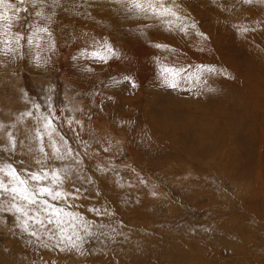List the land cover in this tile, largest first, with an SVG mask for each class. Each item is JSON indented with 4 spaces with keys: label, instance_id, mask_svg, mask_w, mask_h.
<instances>
[{
    "label": "rangeland",
    "instance_id": "obj_1",
    "mask_svg": "<svg viewBox=\"0 0 264 264\" xmlns=\"http://www.w3.org/2000/svg\"><path fill=\"white\" fill-rule=\"evenodd\" d=\"M75 3L85 14L57 10L49 25L55 48L40 51V66L27 46L23 58L0 64V122L19 141L46 109L55 113L98 190L85 184L90 191L75 209L92 222V235L84 255L46 249V236L14 227L7 214L0 264H264V0H177L187 34L115 5ZM94 40L111 43L121 58L97 64L81 56L95 50ZM161 62L187 70L178 88L162 86ZM28 110L33 117L13 130ZM18 149L15 160L28 163Z\"/></svg>",
    "mask_w": 264,
    "mask_h": 264
},
{
    "label": "snow or ice",
    "instance_id": "obj_2",
    "mask_svg": "<svg viewBox=\"0 0 264 264\" xmlns=\"http://www.w3.org/2000/svg\"><path fill=\"white\" fill-rule=\"evenodd\" d=\"M213 2L215 3L216 0ZM256 2L260 0H242V3L249 5ZM97 3L118 6L114 8L115 11L123 10L125 13L134 14L137 18L159 19L168 31L178 30L185 34L188 31L189 26L183 23L186 17L180 15V5L177 0H85L82 6L87 8ZM80 6L75 3V0L72 4H69L68 0H0V57L4 58L0 60V64L6 66L17 58H23L27 46L28 52L37 50L34 59L37 66H40L42 61L40 51H52L55 48L49 25L54 22L57 10L80 16L85 14L75 10ZM87 15L91 18L90 13ZM41 21L43 23H40ZM191 27L195 28V24L193 23ZM240 30L242 33L250 31L247 28ZM41 34L47 37L46 49H41L40 40L44 39ZM197 34L204 37L203 33ZM94 44L95 50L91 53L82 52L81 56L97 64H107L113 58H121L120 53L111 43L107 41L100 43L94 40ZM154 46L168 48L167 45L162 44ZM44 62H47L46 59ZM84 71L92 72L93 69L89 67ZM186 71V69L169 67L162 63V72L167 73L162 86L178 88L180 81L185 79ZM200 71V69L197 70L198 73ZM205 71L231 78L226 70L207 68ZM129 79L125 77V80ZM196 79L199 80L200 76L197 75ZM131 84L132 87H137L134 81H131ZM207 91L214 92L215 89L208 88ZM40 107V104L32 103V109L39 110ZM31 117H33L32 110L21 113L11 128L15 130L17 124L23 122L24 118ZM56 119L55 113L46 109L44 114L36 117L37 124L40 126L26 129L24 139L19 141L14 131L7 130L9 125L0 122V140L4 141L0 145V157H2L0 160V214H2L0 223H6L7 214H11L16 221L14 227L20 228L37 239L40 235L47 237V240L42 241V247L59 249L61 252L75 250L84 255L82 245L84 237L92 235L90 231L92 222L75 209L79 207L77 201L84 196L85 192L90 191L89 188L84 187L85 184L91 185V191L96 192L97 195L98 190L95 188V181L84 173L83 158L79 151L68 142L64 135L60 134L53 123ZM72 123V120H68L69 127ZM76 123L80 122L76 121ZM25 140L29 143L25 144ZM81 143L84 144V151L87 153V143L84 141ZM18 144L26 150L24 154L28 157V163L24 160H15L19 150ZM108 150V148L104 149L105 152ZM65 161L70 163L65 165ZM97 171L107 173L111 169L98 166ZM116 183L123 187L119 179ZM91 211L97 215H110L107 209L101 212L93 208ZM81 230L84 233L83 236L80 234ZM116 234L120 235V233ZM48 241L52 242L51 245Z\"/></svg>",
    "mask_w": 264,
    "mask_h": 264
}]
</instances>
